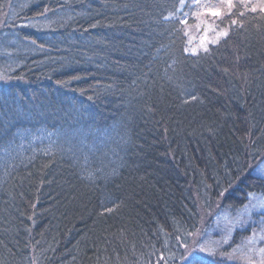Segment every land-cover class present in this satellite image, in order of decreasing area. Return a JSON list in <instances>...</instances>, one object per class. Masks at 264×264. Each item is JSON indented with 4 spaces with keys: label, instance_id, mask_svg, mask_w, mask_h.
<instances>
[{
    "label": "trees",
    "instance_id": "obj_1",
    "mask_svg": "<svg viewBox=\"0 0 264 264\" xmlns=\"http://www.w3.org/2000/svg\"><path fill=\"white\" fill-rule=\"evenodd\" d=\"M194 6L0 0V264H188L215 209L224 260L264 226L223 222L264 195V10L191 52Z\"/></svg>",
    "mask_w": 264,
    "mask_h": 264
},
{
    "label": "rangeland",
    "instance_id": "obj_2",
    "mask_svg": "<svg viewBox=\"0 0 264 264\" xmlns=\"http://www.w3.org/2000/svg\"><path fill=\"white\" fill-rule=\"evenodd\" d=\"M243 3L253 2V9L264 10V0H240ZM192 5H196L198 11L195 12L198 17V21L195 25L188 27L190 51L196 52L199 49L205 48L210 42H216L222 33H226L225 30L219 29L216 25L214 17L224 12L225 9H229L234 0H219L218 5L208 6L206 0H190ZM218 15H213V13ZM258 169L264 176V160L259 164ZM264 211V195H255L251 201L245 207L244 211L236 216H225L223 219L225 230L229 234L231 229L235 226V223L240 219L239 215L244 216V220L250 214ZM219 215L218 210H214L211 214H203L201 228L194 235L192 242L187 246V257L195 253L198 256L206 255L211 261L210 264H260L264 261V226L259 224L258 231H253V234L243 242V246L237 247L232 250V253H228L227 256L220 254V257H225L224 260L217 259L214 254H208L207 249L210 248V235L217 230V226L213 225L216 221V217ZM217 222H221L217 219ZM212 223V224H210ZM222 223V222H221ZM231 228V229H230ZM205 229L208 235L204 234ZM210 233V234H209ZM211 238V237H210ZM207 242V243H206ZM201 249H204L201 251ZM219 260V261H218ZM189 264V262H188Z\"/></svg>",
    "mask_w": 264,
    "mask_h": 264
},
{
    "label": "snow or ice",
    "instance_id": "obj_3",
    "mask_svg": "<svg viewBox=\"0 0 264 264\" xmlns=\"http://www.w3.org/2000/svg\"><path fill=\"white\" fill-rule=\"evenodd\" d=\"M213 15H218V13H213ZM222 35H227V33H222ZM204 249H201L203 251ZM189 264H203L202 258L197 254L193 253L189 257Z\"/></svg>",
    "mask_w": 264,
    "mask_h": 264
}]
</instances>
